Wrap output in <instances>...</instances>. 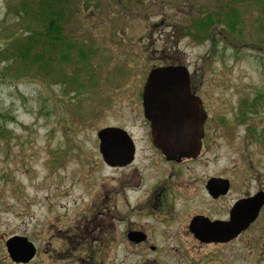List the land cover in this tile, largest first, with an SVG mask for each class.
Wrapping results in <instances>:
<instances>
[{
    "label": "rangeland",
    "instance_id": "1",
    "mask_svg": "<svg viewBox=\"0 0 264 264\" xmlns=\"http://www.w3.org/2000/svg\"><path fill=\"white\" fill-rule=\"evenodd\" d=\"M9 1L0 0V264H109L111 255L95 254L96 233L85 216L103 208L106 188L122 171L104 163L98 131L129 129L139 141V155L150 154L140 88L151 70L163 65L161 57L189 67L193 86L215 125L220 124V161L214 158L192 175L214 174L224 161L241 163L245 149L235 153L224 141L249 145L259 163L264 161V0H71L66 34L94 51L88 66L90 75L98 77L77 94L75 84L66 91L51 75H36L32 56L9 55L14 38L27 35L24 30L12 34L18 25L8 12ZM209 16L220 17L209 29L215 40H195L186 33L189 25ZM73 75L70 71L68 80ZM257 99L262 107L247 109L246 103ZM245 110L257 120L255 141L248 136L251 144L245 137ZM229 128L230 136L224 137ZM158 227L155 242L180 248L162 250L161 264H192L181 251L188 239L172 238L168 231L173 230L166 234L164 226ZM14 235L36 245L29 263L11 259L6 241ZM242 246L220 248L218 262L249 264ZM194 255L202 258L197 251ZM142 259L122 251L115 264H141ZM196 264L217 261L208 257Z\"/></svg>",
    "mask_w": 264,
    "mask_h": 264
},
{
    "label": "flooded vegetation",
    "instance_id": "2",
    "mask_svg": "<svg viewBox=\"0 0 264 264\" xmlns=\"http://www.w3.org/2000/svg\"><path fill=\"white\" fill-rule=\"evenodd\" d=\"M190 84V91L200 98L206 116L197 154L178 148L166 153L156 145L155 124L145 116L143 87L139 106L143 110L142 127L150 154L139 155V141L126 129L136 146L133 160L123 166L107 165L122 173L106 188L103 203L96 202L104 204L103 208L85 218H89L96 233L92 239L95 254L111 255L109 264H115L122 251L142 257L141 264H161L162 250L179 251V247L155 242L160 231L158 226H164L166 234L173 230L168 231L172 238L188 239L182 242L181 251L184 250L192 264L208 257L220 264V248H232L237 243H243L241 253L249 264H264V161L259 163L249 145L235 146L224 141V146L234 149L235 153L245 149L241 163L224 161L214 174L192 175L196 167L208 168L214 158L220 161V152L219 157L216 154L220 147L217 134L220 124L216 121L215 125L213 113L193 86L192 77ZM184 89L175 90L183 92ZM178 112L173 110L172 115L176 117ZM255 122L253 116L243 119L248 144H251L248 136L255 141ZM228 136L230 128L224 133V137ZM184 177L190 182L181 180ZM212 180L215 182L211 183ZM258 202L261 206L253 217ZM182 203L184 206L180 207ZM194 251L201 253L202 258H197ZM241 253L237 254L240 258Z\"/></svg>",
    "mask_w": 264,
    "mask_h": 264
},
{
    "label": "water",
    "instance_id": "3",
    "mask_svg": "<svg viewBox=\"0 0 264 264\" xmlns=\"http://www.w3.org/2000/svg\"><path fill=\"white\" fill-rule=\"evenodd\" d=\"M190 81L189 67L178 64L151 70L145 83V116L154 122V141L166 153L178 148L195 155L201 149L206 116L200 98L190 91ZM176 88L186 89L179 92ZM173 110L179 111L176 117L172 115ZM98 137L106 164L123 166L133 160L136 146L126 129L107 126L98 131ZM257 205L253 217L261 206L259 202ZM6 247L11 259L17 263H29L37 253L36 245L23 235L11 236Z\"/></svg>",
    "mask_w": 264,
    "mask_h": 264
},
{
    "label": "trees",
    "instance_id": "4",
    "mask_svg": "<svg viewBox=\"0 0 264 264\" xmlns=\"http://www.w3.org/2000/svg\"><path fill=\"white\" fill-rule=\"evenodd\" d=\"M71 0H10L8 12L16 18L18 29L14 28L13 33L24 30L25 37L14 38V48L11 46L10 54L22 53V59L27 60L33 57L32 65L36 67V75L40 78H47L63 84L66 91H70L69 84H75V94L86 89L89 84L94 83L95 78L90 75L88 64L92 61L94 51L85 49L66 34L67 23L71 20L70 14L66 12L68 3ZM234 9V8H233ZM233 12V11H232ZM220 22V17L213 19L211 16L204 19L201 17L197 22L187 27L186 33L195 40L213 39L214 35L209 34V29ZM241 22V20L239 21ZM146 34L143 36L145 39ZM130 39V38H129ZM149 42V37L146 38ZM133 41V40H129ZM134 42V41H133ZM35 50V52H33ZM6 52V53H8ZM16 52V53H17ZM76 58H74V55ZM160 66H170L179 63L176 58L161 57ZM130 63V61L125 60ZM74 73L71 80H68L69 72ZM149 75V74H148ZM148 78V76H147ZM147 80V79H146ZM144 87V86H143ZM140 88V96L142 92ZM247 109L255 111L262 107L261 100L247 102ZM256 107H255V105ZM246 109V110H247ZM244 111V118H249ZM257 121V120H256ZM83 251V250H82Z\"/></svg>",
    "mask_w": 264,
    "mask_h": 264
},
{
    "label": "bare ground",
    "instance_id": "5",
    "mask_svg": "<svg viewBox=\"0 0 264 264\" xmlns=\"http://www.w3.org/2000/svg\"><path fill=\"white\" fill-rule=\"evenodd\" d=\"M264 138V137H263ZM262 142V141H261Z\"/></svg>",
    "mask_w": 264,
    "mask_h": 264
}]
</instances>
